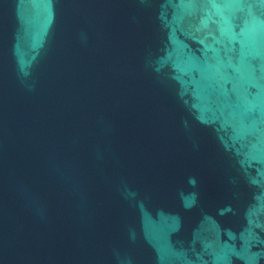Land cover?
Listing matches in <instances>:
<instances>
[{
	"label": "water",
	"instance_id": "95a60500",
	"mask_svg": "<svg viewBox=\"0 0 264 264\" xmlns=\"http://www.w3.org/2000/svg\"><path fill=\"white\" fill-rule=\"evenodd\" d=\"M0 264H264V0H0Z\"/></svg>",
	"mask_w": 264,
	"mask_h": 264
}]
</instances>
